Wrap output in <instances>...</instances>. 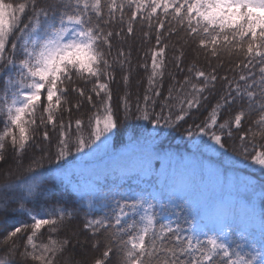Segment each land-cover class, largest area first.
I'll return each instance as SVG.
<instances>
[{"label": "snow or ice", "instance_id": "1", "mask_svg": "<svg viewBox=\"0 0 264 264\" xmlns=\"http://www.w3.org/2000/svg\"><path fill=\"white\" fill-rule=\"evenodd\" d=\"M137 23L148 29L143 42L154 32L155 45L150 49L149 87L133 113L127 96L114 108L111 86L117 69L124 87L130 84V39ZM173 35L179 38L172 45L176 69L184 73L183 61L192 53L195 58L183 80L172 77L164 96L161 82L167 41ZM201 54L208 70L197 65ZM225 54L243 57L230 70L246 73L220 75ZM218 82L223 83L216 104L203 121L189 124L186 134L207 137L218 146L213 150L226 151V142L235 131L238 154L264 170V143L256 142L264 139V0H0V167L22 168L21 175L5 170L6 178L0 182V229L6 232L3 245L7 249L0 255V264H57L75 247L73 239L80 243L82 233H87L85 241L93 249L100 243L95 238L104 234L105 250L99 258L70 257L66 264H264V213L259 220L261 247L245 252L246 245L233 247L222 231L208 235L203 231L207 225L185 233L178 222L173 226L165 220L164 205L156 210L153 203L136 197H121L111 205L105 202L106 214L85 212L82 229L53 238L66 231L79 213L76 205L68 207L55 198L58 194L48 191L51 181L39 170L45 159L52 162V155L36 143L38 136L50 142L52 133H57L54 159L57 169L63 170L61 162L73 152L87 155L107 144L118 127L121 110L124 119L135 115L154 128L175 129L204 107ZM85 105L84 116L73 119V110L80 112ZM226 107L235 114L221 121ZM251 114L257 118L244 130ZM59 180L62 187L73 182L66 173ZM168 187L169 194L180 199L192 184L184 177H173ZM82 196L89 198L91 210L95 193ZM41 201L45 202L43 210L35 211ZM9 213L27 219L9 225ZM241 225H255L254 210ZM45 231L49 233L46 242L41 240Z\"/></svg>", "mask_w": 264, "mask_h": 264}, {"label": "trees", "instance_id": "2", "mask_svg": "<svg viewBox=\"0 0 264 264\" xmlns=\"http://www.w3.org/2000/svg\"><path fill=\"white\" fill-rule=\"evenodd\" d=\"M115 27L118 28L119 25ZM147 30L146 26L142 28L137 23L135 35L130 39L133 71L127 88L122 83V73L117 69L116 82L111 86L114 108L119 106L121 97L124 96H127L133 113H135L137 102H143V96L149 87L148 76L151 74L150 49L155 45L154 32L148 42H143V32ZM178 39L176 35H173L167 41L169 48L166 51V67L161 82V92L164 96L168 95V89L173 84L172 77L175 76L178 81L183 80L184 75L187 74L188 64L195 58V53H192L183 61L184 73L176 69L174 60L176 53L172 45L176 44ZM125 50H127V45H125ZM113 51L115 52V48ZM222 59L224 65L218 69L220 75L238 77L241 72L246 73V70L236 72L230 70L231 65H234L238 59L242 60L243 57L225 54ZM217 63V60H212L213 65ZM141 64H147L148 67H140ZM197 65L208 70L207 61L202 54ZM222 83H217V91L209 97L202 109L194 110L192 115L175 129L162 126L154 128L147 121L137 120L135 115L124 119L121 110L118 112L120 117L118 127L110 134L111 151L106 154L111 155L88 159L89 154L73 152L66 158V161L61 162L64 166L63 170L57 169L54 159L57 133H52L50 142L43 141L42 137L38 136L36 143L52 155V162L49 163L45 159L44 168L39 170L44 173L45 178L51 181L48 191L58 194L55 198L62 204L68 207L76 205L79 213L77 219L67 226L66 231L53 234V238L59 239L65 235H71L73 230L82 229L85 212L91 211L92 216L106 214L109 209L105 207V202L111 205L113 200L121 197H136L153 203L156 210L164 205L167 208V212L164 213L165 220L172 222L173 226L178 222L185 233L190 232L194 226L207 225L203 231L208 235H219L222 231L225 239L233 243V247L235 244H244L246 247L242 251L247 252L250 247L259 250L261 247L259 220L261 214L264 213V170L252 165L250 161L244 160L243 156L238 154L240 142L235 131L233 138L226 142V151L213 150L218 149V146L212 145L207 137L198 135L189 137L186 134L189 124L203 121L211 107L216 104ZM159 110L157 106L156 111ZM87 111V105L80 112L73 110L72 118L83 117ZM230 114L234 116V110L226 107L222 111L220 120L229 118ZM65 117L67 118V114ZM256 118L255 114L246 117L243 129L246 130ZM256 142L264 143V139H257ZM93 147L95 148V145ZM29 151L34 150L29 149ZM87 151L86 149L85 152ZM34 154L39 156L40 151L35 150ZM45 169L49 171L45 172ZM5 170L15 175L22 174V168L4 164L0 167V182L6 178L3 175ZM65 173L73 178V182L62 187L59 177ZM173 177L177 180L184 177L192 184V188L180 199H175L169 194L168 184ZM40 179L41 177L38 176L37 180ZM52 184L55 187H52ZM83 192L95 193L96 199L93 201L91 210H89V198L82 196ZM101 198L104 200L102 201ZM44 205V201L37 203L34 206L35 211H42ZM250 210H254L255 225L245 228L241 225V221L248 218ZM20 219L27 218L9 213L6 223L15 225L16 220ZM250 232H254V236L249 235ZM5 234L6 232L0 229V255L7 251L3 245ZM48 235L49 233L45 231L41 240L46 242ZM85 235L87 233L79 236L80 243L73 239L75 247L70 248L69 252L61 256L57 264H66L70 257L76 260L85 256L89 259L101 257L105 250L104 234L101 233L95 238L100 242L97 249H93L91 243L85 241ZM19 243L22 244L23 240ZM10 264H17V262L11 261Z\"/></svg>", "mask_w": 264, "mask_h": 264}, {"label": "rangeland", "instance_id": "3", "mask_svg": "<svg viewBox=\"0 0 264 264\" xmlns=\"http://www.w3.org/2000/svg\"><path fill=\"white\" fill-rule=\"evenodd\" d=\"M97 144H100V142H97ZM95 148H96V146H95ZM110 151H111V148H110V143L108 141L106 145L100 144V147L98 149H96L95 151H93L92 153L89 154L88 159H93L96 157H102V158L108 157L111 154H106V153H108Z\"/></svg>", "mask_w": 264, "mask_h": 264}]
</instances>
